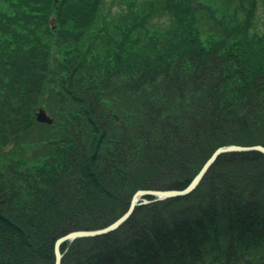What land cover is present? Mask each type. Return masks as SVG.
Wrapping results in <instances>:
<instances>
[{
	"label": "trees",
	"instance_id": "trees-1",
	"mask_svg": "<svg viewBox=\"0 0 264 264\" xmlns=\"http://www.w3.org/2000/svg\"><path fill=\"white\" fill-rule=\"evenodd\" d=\"M264 0H0V264H54L139 189L264 146ZM260 15H263L260 21ZM44 109L52 123L35 118ZM61 264H264V154H220Z\"/></svg>",
	"mask_w": 264,
	"mask_h": 264
},
{
	"label": "water",
	"instance_id": "water-1",
	"mask_svg": "<svg viewBox=\"0 0 264 264\" xmlns=\"http://www.w3.org/2000/svg\"><path fill=\"white\" fill-rule=\"evenodd\" d=\"M36 119L40 122H51V119L47 116V114L44 112V110H39L36 114ZM237 152V151H258L264 154V146L262 145H250V146H242V145H227L218 147L212 155L206 160V162L203 164L201 169L198 171V173L193 177L191 182L183 189H170V190H138L134 193L132 196L130 205L127 209V211L121 215L117 220L112 222L111 224L98 229L93 230H75L71 231L61 237H59L54 244V253H55V261L54 264H61L62 259V253L60 251V245L66 241H72L76 238L80 237H92L97 236L101 234L108 233L110 231H113L117 229L120 225H122L128 217L133 212L135 206L138 204V200L141 196H154L155 200H160L164 198L174 197V196H183L191 191H193L197 185L200 183L201 179L207 172V170L211 167V165L214 163L216 158L226 152ZM147 202V201H144Z\"/></svg>",
	"mask_w": 264,
	"mask_h": 264
},
{
	"label": "rangeland",
	"instance_id": "rangeland-1",
	"mask_svg": "<svg viewBox=\"0 0 264 264\" xmlns=\"http://www.w3.org/2000/svg\"><path fill=\"white\" fill-rule=\"evenodd\" d=\"M264 12L263 11H261V13L260 14H263ZM262 17H263V15H260V21L262 20ZM261 24V27H262V25L264 24L263 23V21L260 23ZM216 150V149H215ZM234 152V151H233ZM237 152H248V151H237ZM226 153H228V152H226Z\"/></svg>",
	"mask_w": 264,
	"mask_h": 264
},
{
	"label": "bare ground",
	"instance_id": "bare-ground-1",
	"mask_svg": "<svg viewBox=\"0 0 264 264\" xmlns=\"http://www.w3.org/2000/svg\"><path fill=\"white\" fill-rule=\"evenodd\" d=\"M139 190H150V189H139ZM138 191V190H137ZM145 196H148V195H145ZM145 196H141L139 199L142 200L143 199V202L146 201L147 199L144 198ZM149 202V200H147Z\"/></svg>",
	"mask_w": 264,
	"mask_h": 264
}]
</instances>
